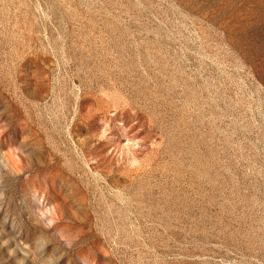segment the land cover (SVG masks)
<instances>
[{
    "label": "rangeland",
    "instance_id": "obj_1",
    "mask_svg": "<svg viewBox=\"0 0 264 264\" xmlns=\"http://www.w3.org/2000/svg\"><path fill=\"white\" fill-rule=\"evenodd\" d=\"M0 264H264V0H0Z\"/></svg>",
    "mask_w": 264,
    "mask_h": 264
}]
</instances>
